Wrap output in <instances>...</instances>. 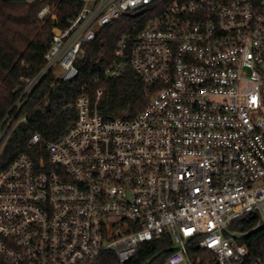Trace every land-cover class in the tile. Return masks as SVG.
Listing matches in <instances>:
<instances>
[{
	"label": "built area",
	"instance_id": "2783aa9c",
	"mask_svg": "<svg viewBox=\"0 0 264 264\" xmlns=\"http://www.w3.org/2000/svg\"><path fill=\"white\" fill-rule=\"evenodd\" d=\"M78 1L0 123L9 121L0 154L45 77L74 81L98 31L153 11L120 38L103 72L115 79L130 70L152 94L129 119L99 112L103 90L93 102L79 94L64 133L30 137L31 156L0 173V264H94L109 251L125 264L163 237L170 252L160 264H264L242 243L264 225V0ZM247 219L249 231L231 229Z\"/></svg>",
	"mask_w": 264,
	"mask_h": 264
},
{
	"label": "trees",
	"instance_id": "16d2710c",
	"mask_svg": "<svg viewBox=\"0 0 264 264\" xmlns=\"http://www.w3.org/2000/svg\"><path fill=\"white\" fill-rule=\"evenodd\" d=\"M251 1L257 5L261 0ZM44 7H48L49 13L38 20L37 15ZM80 8L78 0H0V123L5 117L11 119L15 112L11 109L22 94L23 80L40 72L50 46L51 29H65L67 19L76 15ZM155 13L122 17L98 31L95 39L83 46L84 55L75 62L78 76L74 81L63 83L50 73L39 83L19 110L17 117L27 115L26 124L10 133L0 154V173L19 155L31 156L28 141L34 133H38L43 142L54 141L64 133L76 119V111L69 105L79 94L87 95L93 102L95 91L103 90L97 108L105 118L129 119L145 108L146 92L149 95L152 90L145 92L130 70L115 79H105L103 72L113 59L120 38L133 30L143 29ZM8 123L0 128V135ZM254 225V220L247 219L237 222L231 229L246 232ZM242 243L249 251L250 261L263 257L264 225L250 231ZM169 244L165 237L143 244L125 264H160L170 252L165 250ZM94 264L119 263L109 251L102 253Z\"/></svg>",
	"mask_w": 264,
	"mask_h": 264
}]
</instances>
